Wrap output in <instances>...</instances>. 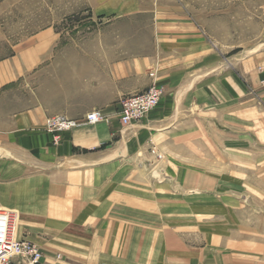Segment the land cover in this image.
I'll list each match as a JSON object with an SVG mask.
<instances>
[{
	"label": "crops",
	"instance_id": "0c3cea01",
	"mask_svg": "<svg viewBox=\"0 0 264 264\" xmlns=\"http://www.w3.org/2000/svg\"><path fill=\"white\" fill-rule=\"evenodd\" d=\"M252 2L261 10L263 0H48L52 22L76 17L78 25L26 31L8 29L12 17L0 0V191L28 189L37 198L31 213H180L127 204L135 176L118 167L155 160L145 151L151 140L171 151L162 141L173 142L174 134H208L216 109L223 117L232 101L241 103V93L232 98L231 90L243 83L230 70L246 69L248 53L264 58V19H248ZM250 28L257 29L254 36ZM152 72L164 89L159 105L122 129L120 102L146 91ZM93 110L103 113L102 121L64 132L58 143L46 131L50 116L83 120ZM78 191L89 200L85 206L47 209L54 203L47 199ZM120 193L123 203L115 207L109 201ZM142 218L140 224H150ZM144 229L133 236H149ZM28 230L19 239L38 242L33 227ZM42 250V264L81 261Z\"/></svg>",
	"mask_w": 264,
	"mask_h": 264
},
{
	"label": "rangeland",
	"instance_id": "374dc122",
	"mask_svg": "<svg viewBox=\"0 0 264 264\" xmlns=\"http://www.w3.org/2000/svg\"><path fill=\"white\" fill-rule=\"evenodd\" d=\"M247 9L248 19L255 14L264 19V0L261 10L253 2ZM6 12L12 17L8 29L35 31L53 24L72 29L78 25L76 17L52 22L48 0H6ZM254 30L248 29V35L254 36ZM247 59L246 69L230 70L231 79L240 76L243 83L241 90L232 87V98L240 92L246 100L232 101L223 117L216 109L214 129L209 127L208 134L202 135L174 134L173 142L162 141L171 151L159 149L151 140L153 147L145 151L155 160L146 166L134 161V168L118 167L119 173L135 176L134 199L129 198L127 204L176 207L180 213H31L30 203L37 198L21 187L18 192L0 191V207L15 216L16 237L33 227L39 236L35 243L41 248L81 259L71 264H264V58L248 53ZM135 125L122 124V129ZM76 194L47 199L54 202L47 209L89 202L79 198V191ZM121 195L109 202L122 205ZM143 216L150 224L139 223ZM143 228L149 236H133ZM171 232L175 239L169 236Z\"/></svg>",
	"mask_w": 264,
	"mask_h": 264
},
{
	"label": "built area",
	"instance_id": "2783aa9c",
	"mask_svg": "<svg viewBox=\"0 0 264 264\" xmlns=\"http://www.w3.org/2000/svg\"><path fill=\"white\" fill-rule=\"evenodd\" d=\"M151 76L153 82L146 91L125 97L120 102L121 124L137 122L159 105L163 88L157 84L156 74L152 72ZM103 118L100 110L90 111L83 120L55 115L46 119L45 128L53 135L54 142L58 143L64 132L83 124H96ZM12 214L13 211L0 208V264H42L43 250L30 240L16 237L15 217ZM56 259L60 261L61 256L57 255Z\"/></svg>",
	"mask_w": 264,
	"mask_h": 264
},
{
	"label": "bare ground",
	"instance_id": "6f19581e",
	"mask_svg": "<svg viewBox=\"0 0 264 264\" xmlns=\"http://www.w3.org/2000/svg\"><path fill=\"white\" fill-rule=\"evenodd\" d=\"M140 121V120H139ZM98 123V122H97ZM4 209V208H3ZM11 212V211H10ZM12 216H14V214H12ZM15 217V216H14ZM38 245V244H37ZM39 246V245H38ZM40 247V246H39ZM41 248V247H40ZM42 249V248H41ZM44 253V251H43ZM59 262V261H58ZM57 264H60V263H57Z\"/></svg>",
	"mask_w": 264,
	"mask_h": 264
}]
</instances>
